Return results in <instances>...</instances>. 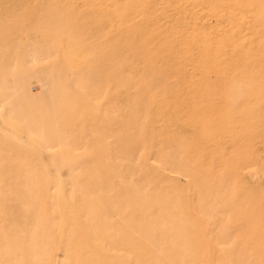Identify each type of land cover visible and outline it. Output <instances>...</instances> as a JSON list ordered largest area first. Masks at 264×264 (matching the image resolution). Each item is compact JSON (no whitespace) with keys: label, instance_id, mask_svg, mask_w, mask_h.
<instances>
[{"label":"rangeland","instance_id":"rangeland-1","mask_svg":"<svg viewBox=\"0 0 264 264\" xmlns=\"http://www.w3.org/2000/svg\"><path fill=\"white\" fill-rule=\"evenodd\" d=\"M0 264H264V0H0Z\"/></svg>","mask_w":264,"mask_h":264}]
</instances>
